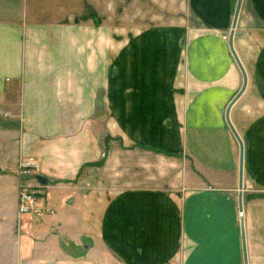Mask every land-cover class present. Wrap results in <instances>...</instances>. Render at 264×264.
I'll return each mask as SVG.
<instances>
[{
	"label": "crops",
	"instance_id": "obj_1",
	"mask_svg": "<svg viewBox=\"0 0 264 264\" xmlns=\"http://www.w3.org/2000/svg\"><path fill=\"white\" fill-rule=\"evenodd\" d=\"M100 1L0 0V264H244L241 211L264 264V0L232 38L242 210L237 0H150L141 24ZM25 156L47 210L18 215Z\"/></svg>",
	"mask_w": 264,
	"mask_h": 264
},
{
	"label": "built area",
	"instance_id": "obj_2",
	"mask_svg": "<svg viewBox=\"0 0 264 264\" xmlns=\"http://www.w3.org/2000/svg\"><path fill=\"white\" fill-rule=\"evenodd\" d=\"M39 160L34 156L21 157L18 160L17 175V213L18 215L36 212L43 207L46 199V185L36 179L39 174ZM242 216V211L239 212Z\"/></svg>",
	"mask_w": 264,
	"mask_h": 264
},
{
	"label": "water",
	"instance_id": "obj_3",
	"mask_svg": "<svg viewBox=\"0 0 264 264\" xmlns=\"http://www.w3.org/2000/svg\"><path fill=\"white\" fill-rule=\"evenodd\" d=\"M240 5H241V0H237L235 10H234V14H233L231 29L228 33V45H229L230 52H231L235 62L237 63V65H238V67L242 73L243 80H242V85H241L240 89L238 90V92L233 96V98L227 104L224 116H225V121H226L228 127L230 128L231 132L233 133V135H234V137L237 140L238 145H239V167H238L239 199H238V204H239V209L242 210L241 192H242V188H243V143H242V140H241L239 134L237 133L236 129L234 128L233 124L231 123L230 117H229L230 107L237 100V98L242 94V92L244 91L246 84H247L246 71H245L239 57L237 56V54L234 50L233 44H232V38H233V34H234V29L236 26L237 17H238L239 10H240ZM36 179L42 184L47 183V178H45L44 176H42L40 174L36 175ZM240 232H241V240H242V246H243L244 264H247V262H246V250H245L244 224H243L242 216L240 217Z\"/></svg>",
	"mask_w": 264,
	"mask_h": 264
},
{
	"label": "rangeland",
	"instance_id": "obj_4",
	"mask_svg": "<svg viewBox=\"0 0 264 264\" xmlns=\"http://www.w3.org/2000/svg\"><path fill=\"white\" fill-rule=\"evenodd\" d=\"M74 1H75L74 7H76V11L79 10L78 15L81 17L82 16L86 17L88 13L87 12V0H74ZM97 2H99V0H97ZM136 2L137 0H106V1L101 0L100 1V3H103V5H106L107 8L109 7V11L107 12L106 16L111 15V19L113 23H118L123 19L126 20V18H129V19L131 18L133 19L134 22L137 21L138 23L141 24V23H145L146 21H148V19L151 18V15H156V16L160 15L158 12H154L153 9L150 7L151 5L150 0H141L140 6H141L142 11H138V12L136 10ZM142 6L144 7V11H143ZM110 9H111V14H110ZM143 17L144 19H142ZM112 184H114V182H112ZM115 184H117V182ZM45 210H47V208L44 205L39 210L33 213H39ZM33 213H29V214H33Z\"/></svg>",
	"mask_w": 264,
	"mask_h": 264
}]
</instances>
